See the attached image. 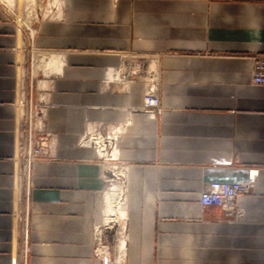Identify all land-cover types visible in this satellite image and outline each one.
<instances>
[{
	"label": "crops",
	"instance_id": "1",
	"mask_svg": "<svg viewBox=\"0 0 264 264\" xmlns=\"http://www.w3.org/2000/svg\"><path fill=\"white\" fill-rule=\"evenodd\" d=\"M45 13L27 37L0 7V264H105L98 242L118 264H264V86L251 83L264 0H47ZM134 57L140 77H125ZM45 87L51 147L25 173L16 142ZM250 175L238 216L199 204L208 183ZM109 196L123 209L113 239L98 218Z\"/></svg>",
	"mask_w": 264,
	"mask_h": 264
},
{
	"label": "built area",
	"instance_id": "2",
	"mask_svg": "<svg viewBox=\"0 0 264 264\" xmlns=\"http://www.w3.org/2000/svg\"><path fill=\"white\" fill-rule=\"evenodd\" d=\"M132 60L133 63L129 71L125 70L124 76L139 78L146 59L134 57ZM147 74L142 111L148 117L153 118L160 108V101L157 95L158 76L155 69L147 70ZM251 83L257 86H264V54L252 57ZM43 111L44 108H38L37 105H34L27 108L23 113V128L18 136L16 147L25 173H29L32 166L39 159L47 157L51 147L50 134L41 125ZM105 139V143H103V140H93L99 152L105 150L106 146L111 148L112 136L106 135ZM255 182V175H250L241 182H210L199 194L198 202L203 207L216 206L229 215L238 216L239 211L236 206V200L240 195L249 194ZM110 251L112 250L102 246L101 242H98L94 248L95 255L103 260L105 264H118V261Z\"/></svg>",
	"mask_w": 264,
	"mask_h": 264
},
{
	"label": "rangeland",
	"instance_id": "3",
	"mask_svg": "<svg viewBox=\"0 0 264 264\" xmlns=\"http://www.w3.org/2000/svg\"><path fill=\"white\" fill-rule=\"evenodd\" d=\"M0 7L11 19L20 25L21 29L27 34L26 36L29 37L33 25L46 14L47 0H0ZM33 55L34 54L30 51L26 53L25 58L28 66H30L32 59H34ZM46 93V87L43 88V90L37 91L35 97L38 108H44L43 105ZM121 200L120 198L118 201L116 196H109L107 200L101 202L99 205V224L101 228H106L108 226V229L104 231L106 233L105 235L110 239L115 237V234L119 231L120 223L122 222L119 218L123 210L121 207ZM121 226L123 227V223H121Z\"/></svg>",
	"mask_w": 264,
	"mask_h": 264
},
{
	"label": "bare ground",
	"instance_id": "4",
	"mask_svg": "<svg viewBox=\"0 0 264 264\" xmlns=\"http://www.w3.org/2000/svg\"><path fill=\"white\" fill-rule=\"evenodd\" d=\"M98 140H100V139H98ZM106 171V170H105ZM110 175V174H109Z\"/></svg>",
	"mask_w": 264,
	"mask_h": 264
}]
</instances>
